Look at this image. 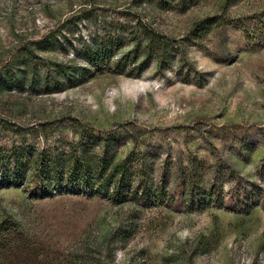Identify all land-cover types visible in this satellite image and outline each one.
Instances as JSON below:
<instances>
[{"label": "rangeland", "instance_id": "obj_1", "mask_svg": "<svg viewBox=\"0 0 264 264\" xmlns=\"http://www.w3.org/2000/svg\"><path fill=\"white\" fill-rule=\"evenodd\" d=\"M132 13L181 41V56L163 71L151 61L137 77L104 72L52 93L8 84L0 120L48 125L0 127V144L111 132V151L143 166L150 197L1 189L0 264H264V0H0V68L57 29L64 48L39 55L69 59ZM209 16L216 22L194 36Z\"/></svg>", "mask_w": 264, "mask_h": 264}, {"label": "trees", "instance_id": "obj_2", "mask_svg": "<svg viewBox=\"0 0 264 264\" xmlns=\"http://www.w3.org/2000/svg\"><path fill=\"white\" fill-rule=\"evenodd\" d=\"M146 1L153 0H133V4ZM216 20V16H209L198 21L192 30L194 36L209 29ZM115 21L112 27L98 30L74 45L71 57L65 60L39 55L40 51L52 50L56 45L64 48L63 41L57 37L60 29L22 44L0 68V92L8 84L25 83L45 93L58 92L104 72L137 77L151 61L163 71L181 56V41L170 38L151 21L142 20L135 13L130 19ZM47 125L24 127L0 120V127L21 134L41 133ZM78 132L81 135L78 141L51 142L41 147L24 140L0 144V190L23 189L32 198L60 194L102 196L117 204L150 197L142 180L146 176L143 166L135 157L120 158L117 149L111 151L112 138L107 137L111 132L106 134L85 127ZM96 148L101 152H95ZM155 195L157 199L165 193L162 190Z\"/></svg>", "mask_w": 264, "mask_h": 264}]
</instances>
